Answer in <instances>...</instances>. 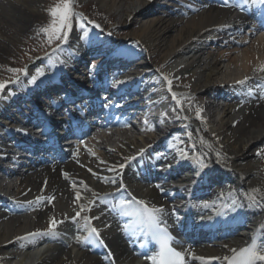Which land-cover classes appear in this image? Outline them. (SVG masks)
I'll use <instances>...</instances> for the list:
<instances>
[{
  "label": "bare ground",
  "instance_id": "bare-ground-1",
  "mask_svg": "<svg viewBox=\"0 0 264 264\" xmlns=\"http://www.w3.org/2000/svg\"><path fill=\"white\" fill-rule=\"evenodd\" d=\"M96 1L112 15L110 19L118 17L121 25L140 26L132 38L145 46L147 58L134 64L136 57L132 51H110V44L97 48L100 52L113 53L105 55L104 61L115 71L132 65L115 80L121 82L118 88L126 85V89L111 88L114 97L120 96L122 102L106 107L100 118L101 121L107 119V113L115 114L118 108L117 114L121 117L117 124L110 117L97 127L100 133L93 132L81 141L74 139L76 144L69 146V152L77 148V153L66 162L60 163L55 149L50 147L43 151L36 146L37 156L30 166L3 174L0 164V193L5 194L0 196V264H144L145 259L136 258L140 253L143 224L121 214L115 204L121 196L126 200L135 196L151 207L162 206V225L175 227V213L190 218L181 222L180 228L200 238L181 247L187 264H226L223 259L213 258L231 256V249L247 247L255 236L258 247L264 245V208L257 207L247 196L251 189L258 188L261 190L258 196L264 200V154L257 155L264 152V72L260 71L264 65V25L256 26L247 21L248 16H255L264 22L262 9L257 3L245 4L244 0H224L221 7L213 6L215 0H191L189 3L181 0L187 4L182 9L176 6L163 10L156 5L161 0ZM34 6L39 8V0H0L1 36H21L34 32V25L42 26L46 21L39 20L40 11H34ZM151 12L158 15L144 21L142 18ZM74 44L76 46L72 34L68 48H75ZM5 46L13 48L15 45L9 40ZM79 48L71 58L56 54L59 60H67V63L57 62L55 67H48L51 76L38 84L27 98L17 93L14 97H20L0 101V130L2 124L11 129L19 124L17 118L20 117L13 113L20 114L24 105L28 109L25 112L36 114L28 118L30 121L38 118L32 99L49 89L63 88L60 81L69 79L61 77L64 73L84 80L94 79V76L87 78L85 72L81 73L86 63L84 56L92 58L93 47ZM150 57H154L156 67L152 66ZM164 77L172 81V91L178 94L180 106L185 111L178 109ZM106 81L98 82L104 84ZM95 83L90 84L94 86ZM14 87L19 89L22 83ZM129 92L139 93L135 99L127 100ZM140 92L148 97H140ZM220 102L223 103L221 107ZM65 106H59L58 112L68 108ZM131 107L145 114L163 111L162 117L156 116L143 127L149 130L154 125L152 135H146L143 129L127 128V110ZM97 110L98 106H91L87 113L94 115ZM174 116L182 117L180 120L187 123L189 146L185 143L180 147L176 131L164 141H153L161 124L180 122L169 119ZM60 120L65 123V127L59 129L61 133L68 130L67 135L77 129L72 122L69 124L67 113ZM12 134L16 137L17 133L13 131ZM172 137H176V141ZM11 141L0 136V156L7 158ZM151 147L163 152L160 159L154 160ZM188 149L189 154L185 156ZM140 151H144V156L135 160ZM257 156L262 161L258 162ZM160 161L161 170L156 173L154 167ZM111 180L115 183L108 182ZM202 182L205 183L204 192L210 194L202 201L195 197L193 207L189 208L188 196ZM208 183L210 187L206 188ZM85 184L90 191L84 188ZM213 185L217 191L211 190ZM77 191L82 195L79 201L75 199ZM38 197L42 199L37 204ZM47 197L55 199L48 203ZM98 199L103 201V207L110 208L108 213L95 212ZM90 200H94L95 205L89 204ZM81 208L85 209L82 214L99 217L92 220V226L100 230L106 246L98 242L78 244L73 239L72 236H87L83 215L75 223L69 219ZM219 216L225 218L220 221ZM52 218L63 221L58 224L55 235L18 239L29 233L46 231ZM209 225L214 230H222L214 235L215 239L203 235ZM120 226H129L126 233L120 232ZM239 227L241 230L237 231ZM221 236L226 238L218 240ZM42 246L45 249L38 250ZM201 257L204 259H199Z\"/></svg>",
  "mask_w": 264,
  "mask_h": 264
},
{
  "label": "rangeland",
  "instance_id": "rangeland-1",
  "mask_svg": "<svg viewBox=\"0 0 264 264\" xmlns=\"http://www.w3.org/2000/svg\"><path fill=\"white\" fill-rule=\"evenodd\" d=\"M175 1L176 0H161L156 5L157 8L159 7L162 10L167 8L172 9L176 6L182 9V6L175 3ZM58 2L59 0H39L40 9L37 8V6H34V11H40L39 20L42 22L46 21L44 24H42V26L34 25V32L26 33L25 35L21 36L9 34L7 35L8 37L1 36L0 33V46L2 49L0 53V83L6 82L5 89L3 90V92H0V101L3 98L11 99V97L13 96L12 93L14 94L16 90L14 87L16 83H12V81H15L18 77L20 79V83L22 82L25 84L28 80V77H30L32 74H35L36 70L41 67L44 68L46 75L41 78V80H38L37 83L42 82L46 79V77L50 76V73H48L47 69L48 64L50 63L49 57L58 54H53V49L57 47L59 41H54L53 43L49 44L47 42L46 35L39 30L43 27L48 26L50 22H48L49 12L47 10ZM73 6V10L76 13H79L83 20H87V22L84 21V23L86 24L89 33V39L91 40L90 37H92V40L89 43H91L94 50H97L96 48L99 47L101 49L104 45L110 44V51L118 49H121L122 51H132L136 57L134 60V64L140 63L145 60V58H147L148 54L145 46L132 38V34L134 35V33L139 30L138 28L140 26H133L130 23H128L127 25H121L118 17L110 19L109 17H111L112 15L107 10H105V8H103L102 5L96 0H73ZM157 15L158 14L156 12H151L146 14L142 19L144 21H148ZM125 18L127 17H124L123 19ZM95 25H98L99 27H95ZM72 34L76 38L81 35V30L78 24L74 23L73 31L70 33V36ZM9 40L13 43V45H15L13 48L5 46ZM75 42H77V39L75 40ZM112 54L113 53H111V55ZM105 55L111 56L105 51L102 52L101 56L105 57ZM95 57L97 56L88 58L85 61L86 67H88V69L92 68V60H94ZM153 58L154 57H150L149 61L152 63V66L156 67V63H154L155 60ZM9 69H26L28 77L24 76L23 73H14L12 71H9ZM92 70L94 69L92 68ZM63 80H65L64 84L68 83V80H66V78H63ZM206 101L207 100L203 101L202 104H204V102ZM222 104L223 103L220 102L219 106H223ZM174 109L176 110L177 108ZM178 109L185 111L184 107L182 106H179ZM180 118L182 117L178 118L174 116L170 117L169 119L178 121L180 120ZM182 120L183 119H181L180 122L176 124H166L165 126L161 124V129H164L167 132L170 130L177 132V134L175 135L178 136V139L181 142V148L183 144H188V139L186 138L190 135L189 130L186 129L188 128L187 123L183 122ZM151 134L152 133L148 134V136ZM159 134H161V131L159 132ZM175 139L177 138L172 137V140ZM76 149H74L73 151L70 150L71 153L68 152L69 150L64 153L60 160V163L68 161L74 152L77 153ZM188 154L189 149L187 156ZM256 159L258 162L261 160L258 156L256 157ZM214 188L215 186L213 185V188L211 187V190L217 191V189ZM209 194V192L205 193L202 197H207ZM99 211L101 212V214L103 212H106L103 208L97 209L95 212L97 213ZM76 238L77 237H75L74 239L76 240Z\"/></svg>",
  "mask_w": 264,
  "mask_h": 264
},
{
  "label": "snow or ice",
  "instance_id": "snow-or-ice-1",
  "mask_svg": "<svg viewBox=\"0 0 264 264\" xmlns=\"http://www.w3.org/2000/svg\"><path fill=\"white\" fill-rule=\"evenodd\" d=\"M245 4L252 3H260L264 4V0H244ZM73 0H59L54 6L48 9L50 16V23L48 26L41 28L39 31L44 33L47 37V42L49 44L54 41H59L57 47L53 49V54L61 53L63 55H67L70 58L75 55L76 49L68 48V41L70 33L73 31L74 23L78 24L81 35L78 37L80 41H86L89 39V33L84 23L83 18H81L79 13H76L73 10ZM91 23V22H90ZM95 27H99L95 25ZM49 65L48 67H55L56 63H60L61 65L67 63V60H59V57L55 55L49 57ZM14 73H23L24 76L28 77V73L26 69H9ZM261 72H264V65L260 68ZM46 75L43 67L38 68L35 74H32L28 77L27 83L29 85H36L38 80H41ZM166 81L168 91L171 93L172 99L176 101L177 106L181 105V100L178 99V94L172 91V81L168 79V77L163 78ZM246 81H239V83L243 84ZM12 83L19 84V77L12 81ZM6 87V82L0 83V92ZM200 112L197 111V117L199 118ZM264 152H258L257 155H262ZM207 167V165H204ZM123 167V165H121ZM67 178V176H66ZM111 183H115L114 180L108 181ZM159 187V186H157ZM86 190L87 185H84ZM117 191H120L118 188ZM260 189L253 188L247 194L248 198L257 206L264 208V200L259 198L258 194H260ZM94 196L98 194L93 193ZM131 196V194H129ZM42 198H37L35 203H40ZM54 197H47L48 203H52ZM75 199L77 201L82 199V195L79 191L76 192ZM30 205L33 204V201L28 202ZM94 200H90L89 204H94ZM118 207L121 210V214L130 218H135V220L141 224H146L150 229H154L152 232V239L155 242L156 247L153 248L155 255L146 254V259L152 261V264H186V254L185 251L181 248L177 249L175 246L179 244V241L169 232L167 226H161L163 224V220L161 219V214L164 212L162 206L151 207L148 202L137 199L135 196H131L130 199L124 200L121 199L119 201ZM84 208H81V211L75 213L74 216L70 217L74 223L81 219V212L84 211ZM99 219V217H88L84 216V228L87 231V236L84 237V241L88 243L98 242L100 245H104V240L101 237L100 230L96 227L92 226V220ZM59 223H63V221H57L55 218L50 219L49 227L46 231H37L34 233H29L26 237H19L18 239H28L41 237L45 235H55V229L58 227ZM129 226H126V228ZM106 246V245H104ZM231 256L215 257L213 259L220 260L223 259L226 264H264V245L259 246L252 240V243L248 247L237 249H231ZM203 260L204 258H199Z\"/></svg>",
  "mask_w": 264,
  "mask_h": 264
}]
</instances>
